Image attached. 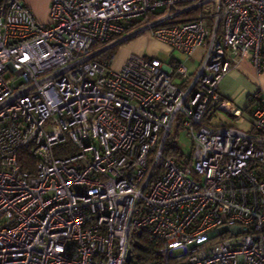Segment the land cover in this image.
<instances>
[{
    "label": "built area",
    "instance_id": "obj_1",
    "mask_svg": "<svg viewBox=\"0 0 264 264\" xmlns=\"http://www.w3.org/2000/svg\"><path fill=\"white\" fill-rule=\"evenodd\" d=\"M140 34L180 56L112 70ZM242 63L264 70V0H50L46 23L0 0V264H264V96L248 130L210 123L244 120L219 90Z\"/></svg>",
    "mask_w": 264,
    "mask_h": 264
},
{
    "label": "rangeland",
    "instance_id": "obj_2",
    "mask_svg": "<svg viewBox=\"0 0 264 264\" xmlns=\"http://www.w3.org/2000/svg\"><path fill=\"white\" fill-rule=\"evenodd\" d=\"M133 41H134V44L128 46ZM132 47L139 49V51L138 50L131 51L130 49ZM141 48H142V52H140ZM167 52L168 51H167L166 47L164 45H162L160 42H158L154 39H150L148 36H146V34H140V35L118 45L116 50H115V54H114L113 58L111 59L110 64H111L112 70L118 71L123 67L127 57L131 53H145L149 56H158L161 59H163V58L167 57ZM198 53H199V51H197V53L195 54V56H194L195 58L198 55ZM177 56L179 57L180 55H177ZM193 60L194 59L191 58L187 62L190 63V62H193ZM194 61L197 62L196 59ZM238 85H243V87L247 88V91H245L241 95V97H239V99L235 100L233 103L234 105L238 106L240 109L243 110L244 120H242L241 122H236L235 120H233V118L228 116L227 113H225L224 111H217L214 114V116L212 117V119L210 120L211 124H213V125L233 124V125L237 126L238 128L244 129V130H248L250 128V126H251V115H250V111H249L250 110L249 106H252L253 103L250 102L246 96H247V94L253 95L254 93H256L257 87L249 79H247L246 77H243V76H241L238 79L237 84L233 85L234 90L238 87ZM260 94L262 96H264V92H260ZM248 107H249V109H246ZM171 136H172L173 140L175 141V143L180 148L183 155L188 157L191 153V150H192V143H191L190 137L187 135L185 130L182 128H179V130L177 132H175V130L172 129Z\"/></svg>",
    "mask_w": 264,
    "mask_h": 264
},
{
    "label": "crops",
    "instance_id": "obj_3",
    "mask_svg": "<svg viewBox=\"0 0 264 264\" xmlns=\"http://www.w3.org/2000/svg\"><path fill=\"white\" fill-rule=\"evenodd\" d=\"M49 3H50V0H26V4L30 7V9L32 10L35 17L38 18L40 20V22H42V23H46L48 21ZM134 41L131 42L128 46L134 44ZM161 44L164 45L163 43H161ZM164 46L166 47V49L168 51L167 56L168 55H174V56L178 55L177 53H173L168 46H166V45H164ZM130 50L131 51H136V50L139 51V49H136L134 47H132ZM140 52H142V48H141ZM138 54H140V53H138ZM142 54H145V53H142ZM190 63H192V62H190ZM241 76L246 77L252 83H254L257 87L258 92H264V70L257 72L250 64L242 63L237 68H235L232 71H230L229 73H227L221 79V81L219 83V90L222 93V95L224 97H226L227 99H230L233 103L235 100L239 99V97H241V95L245 91H247V88L243 87V85H238V87L235 90L233 88V85L237 84V81ZM248 96H249V94H247L246 97L248 98ZM221 125H233V124H221ZM233 126H235V125H233Z\"/></svg>",
    "mask_w": 264,
    "mask_h": 264
},
{
    "label": "trees",
    "instance_id": "obj_4",
    "mask_svg": "<svg viewBox=\"0 0 264 264\" xmlns=\"http://www.w3.org/2000/svg\"><path fill=\"white\" fill-rule=\"evenodd\" d=\"M117 47H113L111 49H108L107 51H105V53L103 54V58L106 59L108 62H111V59L113 58L114 54H115V50H116ZM253 103V105L256 103L255 100H252L250 101ZM252 105V106H253ZM252 106H249L250 107V110L251 111V107ZM246 108V109H249ZM69 152V151H68ZM67 151L66 152H61V153H58L59 155H65L68 153ZM164 154L168 157H175V158H178L180 157L181 155H183V153L181 152L180 148L178 147V145L175 143V141L173 140L172 136H170L167 140V144H166V148H165V151H164ZM32 160H30L29 164L31 166V162Z\"/></svg>",
    "mask_w": 264,
    "mask_h": 264
},
{
    "label": "water",
    "instance_id": "obj_5",
    "mask_svg": "<svg viewBox=\"0 0 264 264\" xmlns=\"http://www.w3.org/2000/svg\"><path fill=\"white\" fill-rule=\"evenodd\" d=\"M130 259V254L127 256V260H129Z\"/></svg>",
    "mask_w": 264,
    "mask_h": 264
}]
</instances>
